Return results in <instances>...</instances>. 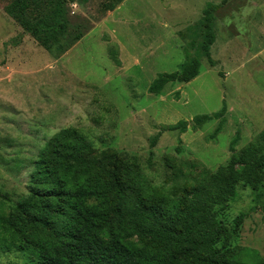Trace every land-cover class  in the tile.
Instances as JSON below:
<instances>
[{
    "label": "rangeland",
    "instance_id": "rangeland-1",
    "mask_svg": "<svg viewBox=\"0 0 264 264\" xmlns=\"http://www.w3.org/2000/svg\"><path fill=\"white\" fill-rule=\"evenodd\" d=\"M206 10L212 64L201 54ZM66 36L71 46L57 50ZM186 52L199 58V74L149 93ZM222 106L220 118L193 125ZM179 120L184 132L165 130ZM66 127L93 155L130 157L158 191L183 195L199 166L227 162L235 136L238 152L264 129V0H0V199L25 192L39 151ZM237 192L219 217L229 230L247 212L232 243L264 257V175L256 192L245 182ZM0 264L27 263L0 249Z\"/></svg>",
    "mask_w": 264,
    "mask_h": 264
},
{
    "label": "trees",
    "instance_id": "trees-1",
    "mask_svg": "<svg viewBox=\"0 0 264 264\" xmlns=\"http://www.w3.org/2000/svg\"><path fill=\"white\" fill-rule=\"evenodd\" d=\"M210 20L206 10L201 54L212 64ZM66 38L57 50L71 46ZM42 44L48 50L52 46ZM199 69V58L186 52L179 70L158 74L148 92L160 94L167 84L188 82ZM224 112L222 106L211 115L194 116L193 125ZM186 127L179 120L165 130ZM221 128L220 119L211 136ZM236 141L235 136L224 165L214 171L199 166L194 184L177 196L158 191L130 157L93 155L83 134L61 128L34 159L25 192L15 202L0 199V249L20 252L27 264H264L256 249L232 243L248 213L239 212L229 230L219 217L237 199L240 182L253 192L263 182L264 129L259 140L238 152Z\"/></svg>",
    "mask_w": 264,
    "mask_h": 264
}]
</instances>
